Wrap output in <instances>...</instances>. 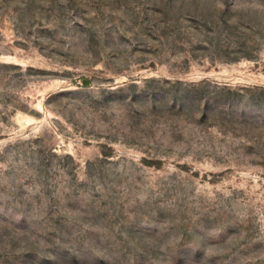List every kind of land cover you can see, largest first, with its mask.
I'll return each instance as SVG.
<instances>
[{
    "label": "rangeland",
    "instance_id": "1",
    "mask_svg": "<svg viewBox=\"0 0 264 264\" xmlns=\"http://www.w3.org/2000/svg\"><path fill=\"white\" fill-rule=\"evenodd\" d=\"M0 264H264V0H0Z\"/></svg>",
    "mask_w": 264,
    "mask_h": 264
}]
</instances>
